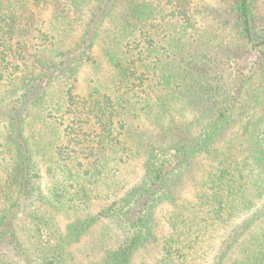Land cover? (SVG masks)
<instances>
[{"label":"trees","instance_id":"obj_1","mask_svg":"<svg viewBox=\"0 0 264 264\" xmlns=\"http://www.w3.org/2000/svg\"><path fill=\"white\" fill-rule=\"evenodd\" d=\"M0 125V264H264V0H0Z\"/></svg>","mask_w":264,"mask_h":264},{"label":"rangeland","instance_id":"obj_2","mask_svg":"<svg viewBox=\"0 0 264 264\" xmlns=\"http://www.w3.org/2000/svg\"><path fill=\"white\" fill-rule=\"evenodd\" d=\"M60 36L61 37L66 36V37H63V39L68 43V45H71L76 39H78L79 33L69 31L68 34L64 35V33H61ZM94 56L96 57L99 63V68L95 69L94 67L90 65L83 66V68L81 69L78 75L77 82L75 84L76 85L75 92L79 96H86L89 92L90 87L95 84H98V82L99 83L106 82L109 84L112 78L113 72L111 70V67L109 66L105 58L103 57L100 51L99 44L95 48ZM1 128L2 126L0 125V136L2 133ZM126 168L127 170L125 172V176H126L125 180L128 183V187H131L132 185H134L140 180L142 176V169H141V166L137 163H133L131 166L128 165ZM126 190L127 188L123 189L122 192L120 194H117L118 196L113 197V199H116L117 197L123 195V193H125ZM193 194H194V190L192 188L186 190L184 199H191L193 197ZM105 204L106 202L105 201L103 202V200L98 201L95 211L99 210V207ZM171 211H172L171 208H163V209L158 210L156 213V217L159 223L158 232L160 233V237L162 238L170 235L168 219L171 215ZM214 235L216 236V234ZM86 244H87L86 242H83V244L81 243L80 245L75 246L72 251L75 252V254L80 255L81 252L83 253L84 251H86Z\"/></svg>","mask_w":264,"mask_h":264}]
</instances>
